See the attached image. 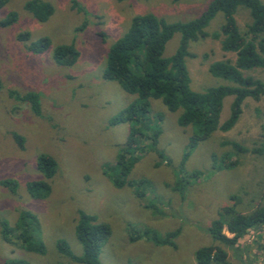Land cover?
Returning a JSON list of instances; mask_svg holds the SVG:
<instances>
[{
    "label": "rangeland",
    "instance_id": "obj_1",
    "mask_svg": "<svg viewBox=\"0 0 264 264\" xmlns=\"http://www.w3.org/2000/svg\"><path fill=\"white\" fill-rule=\"evenodd\" d=\"M28 1L9 0L0 9V21L12 12L18 14L15 25L0 27V224L7 221L15 226L22 211L37 215L40 222L33 232L44 242L46 253L27 252L5 241L0 232V264L12 259L78 264L61 255L57 243L65 240L74 255H82L75 232L81 211L111 229L101 264H197L199 249L221 247L209 229L225 207L236 204L248 214L264 206V153L254 152L264 147V96L247 99L238 124L199 144L186 162L193 128L180 127V112L172 113L161 100H152L145 124L152 131L160 130L157 146L148 138L141 141L138 162L126 185L119 188L114 183L118 159L123 153L127 156L133 125L111 121L136 97L103 77L110 49L135 16L153 13L170 23L188 22L198 18L211 0H42L55 8L44 23L24 9ZM236 18L246 33L249 12L240 9ZM223 22L219 13L207 29L210 36L189 46L186 62L194 91L227 84L209 73L214 62L236 60L234 53L222 50V39L211 36ZM23 32L30 33V42L48 37L51 47L42 54L30 52L28 44L18 40ZM180 39L177 33L165 57L177 51ZM60 45L77 48L80 56L74 65L55 62ZM245 75L264 81V69ZM29 92L39 96L38 115L19 99ZM232 102L233 97L224 100L221 124L229 118ZM14 134L24 138L23 148ZM43 153L55 159L57 173L50 181V197L34 200L26 186L44 179L37 169ZM8 180L17 184L16 193L1 184ZM262 229L251 232L234 249L222 246L228 264H264ZM147 232L158 239L178 235L170 239L172 245H159L145 236ZM139 235L141 239L132 240Z\"/></svg>",
    "mask_w": 264,
    "mask_h": 264
},
{
    "label": "trees",
    "instance_id": "obj_2",
    "mask_svg": "<svg viewBox=\"0 0 264 264\" xmlns=\"http://www.w3.org/2000/svg\"><path fill=\"white\" fill-rule=\"evenodd\" d=\"M8 2L9 0H0V9ZM24 9L41 23L47 22L55 12L53 4L42 0L28 1ZM240 9H246L251 17L246 33L241 31L237 22L236 16ZM219 13L223 14L224 22L220 31L211 36L222 39V50L234 53L236 60L217 61L209 67V73L213 77L223 79L227 84L197 92L191 87L186 62L191 56L189 46L200 38L210 36L207 29ZM17 22L18 14L12 12L0 21V27L8 28ZM177 33L181 36L180 45L171 57H165L166 47ZM30 37L29 32H23L18 35V40L27 43L28 50L34 54L45 53L51 47L52 42L48 37H41L34 42H30ZM79 56L80 53L74 45H60L54 52L55 62L64 66L74 65ZM257 69H264L262 0H211L198 18L188 22L170 23L153 13L135 16L125 34L110 49L103 74L105 80L120 83L127 93L136 97L134 103L111 121L113 125L121 122H130L133 125L125 148L127 156L123 153L118 159L119 170L114 179L115 185L119 188L126 185V178L138 162L137 152L144 138L152 140L155 148L157 146L160 130L152 131L145 124L152 100H161L172 113L180 112V127L193 128L190 151L185 155L186 162L192 150L199 144L210 139L217 131L229 132L238 124L247 99L260 100L264 96V81L245 75V72ZM227 97H233L230 116L221 124L224 100ZM19 99L28 102L32 111L39 114L37 93L29 92ZM14 138L23 148L24 138L17 134H14ZM228 144L242 152H248L238 144ZM254 152L264 153V147ZM37 169L44 179L29 182L26 190L34 200H46L52 194L50 181L57 173V163L53 157L43 153L37 158ZM1 184L10 188L12 193L17 192L18 186L14 181H3ZM39 222L37 215L22 211L15 226L7 221L1 222L0 232L5 241L18 244L27 252L45 254L44 242L33 232V227H38ZM261 229L264 230V206L248 214L241 213L236 204L225 207L209 229L212 238L221 247L207 246L199 249L196 252L197 264H228V254L222 246L234 249L251 232ZM225 230L232 237H228ZM75 232L83 249L82 255H74L65 240L57 243L59 253L78 264H101V250L111 236L110 227L99 223L96 216L81 211ZM150 233L152 232H147L145 236L159 245H172L170 239L178 235L175 232L164 239H158L156 234L152 233L150 236ZM141 238L139 235L132 240ZM5 264L29 263L23 259H12Z\"/></svg>",
    "mask_w": 264,
    "mask_h": 264
}]
</instances>
